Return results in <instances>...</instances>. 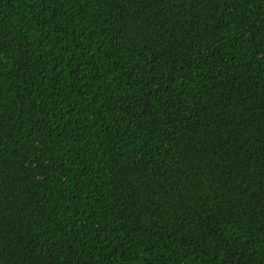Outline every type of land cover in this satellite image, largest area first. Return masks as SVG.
<instances>
[{
	"label": "trees",
	"instance_id": "16d2710c",
	"mask_svg": "<svg viewBox=\"0 0 264 264\" xmlns=\"http://www.w3.org/2000/svg\"><path fill=\"white\" fill-rule=\"evenodd\" d=\"M0 264H264V0H0Z\"/></svg>",
	"mask_w": 264,
	"mask_h": 264
}]
</instances>
